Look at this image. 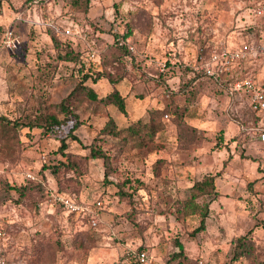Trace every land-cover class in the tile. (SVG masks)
Here are the masks:
<instances>
[{
  "label": "rangeland",
  "instance_id": "rangeland-1",
  "mask_svg": "<svg viewBox=\"0 0 264 264\" xmlns=\"http://www.w3.org/2000/svg\"><path fill=\"white\" fill-rule=\"evenodd\" d=\"M31 1L0 0V22L22 40L16 51H0V115L40 121L46 106L81 80L72 62L57 58L47 18L86 33L105 58L116 35L128 26L134 34L129 75L116 86L126 113L109 105L107 114H81L83 123L73 131L78 140L67 141L72 152L88 153L109 114L121 128L146 121L149 109L168 111L155 150H121L112 139L103 145L110 157L107 176L101 159L88 160L77 182L67 181L71 173L59 176L58 185L80 201L101 202L96 227L49 200L39 203L40 191L19 195L7 188L37 184L23 178L25 171L45 176L47 189L56 188L49 166L63 159L58 147L74 120L46 133L22 127L13 150L0 149V264H135L140 250L149 254L145 264H176L175 240L196 264H264V145L254 137L252 112L244 95L230 94L189 67L202 45L264 43L261 26L255 28H264V16L255 14L257 0H91L87 14L72 0H53L50 6ZM104 64L109 70L108 59ZM240 66L235 72L264 78V56ZM90 84L98 97L110 88L102 77ZM175 108L179 114L171 112ZM206 174L214 176L218 195L209 203L205 229L192 236L201 212L183 215L181 203ZM245 234L233 260L236 239Z\"/></svg>",
  "mask_w": 264,
  "mask_h": 264
},
{
  "label": "trees",
  "instance_id": "trees-1",
  "mask_svg": "<svg viewBox=\"0 0 264 264\" xmlns=\"http://www.w3.org/2000/svg\"><path fill=\"white\" fill-rule=\"evenodd\" d=\"M90 1L91 0H72L70 4H73V6L79 11L83 12V14H87ZM256 2L254 5H256ZM47 26L46 33L49 35L57 58L62 61L72 62L74 66L77 67L76 69L81 80L80 82H77L73 89L58 102L48 104L46 106L47 111L41 115L40 121L32 122L29 120L26 122H20L19 120L11 119L5 115H0V149L5 151L13 150L15 147V142L19 141V132L22 127L28 126L31 129L36 126L42 128L43 132L46 133L64 125L69 120H74L68 131V134L61 138L58 147L59 151L63 155V159L51 164L49 168L57 184L54 190L58 193L68 196H75L77 199H79L78 195L74 191L63 190L64 188L62 189V187L58 185L60 183L59 176L62 175L63 177L65 174L71 173V176L66 178L67 181L73 177L74 182H77V178H79V176L84 173L87 162L90 159H101L104 165V176H107L109 173L108 166L110 157L108 150L104 149L103 145L109 144L108 141L112 139H114L112 142L115 143V145L121 150H137L144 153L155 150L157 133L164 127L161 118L168 110L165 108L149 109L148 119L146 121L137 119L136 121L131 122L127 126L121 128L117 126L115 119L109 114L107 115L105 124L97 132L94 142L87 146L88 153L78 154L72 152L68 148L67 141L68 138L71 140H78V138L73 134V131L83 123L82 119L80 118L81 114L85 112H89L90 114L88 115H92L97 112L107 114L109 105H114L121 113H126L125 97L121 95L119 89L116 86L122 79L129 75L127 63H131L132 58L129 56L132 53L128 51L126 45H120L119 40H126L129 38L130 43H133L131 38L134 36V34L133 29L128 26L124 33L116 35L112 44L108 46L109 55L107 58H105V50L99 49L96 46L95 41L88 37L86 33L84 34L85 38L80 39L74 36L63 35L62 33L57 32L53 27L49 25ZM259 26H261L260 31H263L264 33L262 24L255 26V28ZM59 35L69 39L64 40L60 38ZM212 49L213 46L207 44L206 46L202 45L197 51L195 61L200 62L207 58ZM89 50H94L96 52V57L92 59L94 61L97 60V65L94 67L87 65L88 63H86L85 60L86 58H89L87 54ZM105 59H108V63L110 64L109 70L105 67ZM189 67L193 71L190 65ZM92 68L97 71L95 72L94 76H92ZM193 74L206 76L203 73H198L195 71H193ZM101 77L105 78L109 82L110 88L104 96L98 97L90 83H95ZM206 77L216 84H222V86H224L226 89L227 82L231 78H234L232 74H228L226 76L227 79L222 78L220 81H215L208 76ZM164 86L167 88L166 85ZM79 107H81L82 113H79ZM171 112H173L175 115L179 114L180 110L179 108H175ZM252 118L254 119L253 114ZM96 142H98V144ZM159 161L160 160L158 159L153 163L154 168L155 164ZM43 168H46V166L43 165ZM39 179L40 182H37V184H32L31 186L20 185L8 186L7 188L15 189L19 195H25V193L33 190L40 191L43 194V197L39 201L40 203L44 200H48V195L46 190L47 184L45 182V176L42 175V177ZM217 195L218 192L215 189L214 176L211 174L204 175L202 179L194 182L191 186L189 190V196L181 203V213L183 212V215H190L201 212L199 225L191 232L192 236H195L198 232L205 229V219L209 212V203ZM208 197L209 199L207 201H197L199 198L205 199ZM71 214L77 215L79 218L85 220L88 223L90 221L88 217L82 216L81 214ZM247 234L239 236L236 239L234 254L232 257L233 260L240 256L239 249L243 248L245 245V238L247 237ZM174 244L177 248V251L173 253L172 259H180L176 264H196L195 260L192 261L187 256H185L184 246L179 240H175ZM135 264L141 263L136 259Z\"/></svg>",
  "mask_w": 264,
  "mask_h": 264
},
{
  "label": "built area",
  "instance_id": "built-area-1",
  "mask_svg": "<svg viewBox=\"0 0 264 264\" xmlns=\"http://www.w3.org/2000/svg\"><path fill=\"white\" fill-rule=\"evenodd\" d=\"M51 0H32L31 4H48ZM255 14L264 16V0H259L255 5ZM17 19V18H16ZM46 24L53 27L57 32L66 36H74L84 39L80 31H76L71 26H62L58 20L51 18L46 19ZM22 40L10 28H5L0 25V51L14 52L21 44ZM120 45H126L129 52L134 53L135 48L130 39L119 40ZM88 57L94 59L96 52L89 50ZM264 56V43L259 41L242 42L238 45L229 44L226 41L220 40L215 42L209 56L200 62L194 61L190 64L193 71L203 73L215 81H220L222 78L232 73L239 63L246 58H256ZM227 82V90L230 94L241 93L247 97L250 110L254 116L255 122L252 127L255 139L264 145V81H258L251 75L233 76ZM167 116V115H166ZM4 173V169H0V174ZM23 178L31 181L40 182V179L29 171L23 172ZM48 200L53 205H61L66 211L78 213L89 218L91 227H96L98 224V211L101 207L100 201L93 203H85L77 199L75 196H68L56 192L54 189H47ZM0 232V241H1ZM136 259L144 264L149 259V254L146 251H138L135 254ZM0 263H4L0 257ZM198 264H206L200 261Z\"/></svg>",
  "mask_w": 264,
  "mask_h": 264
},
{
  "label": "crops",
  "instance_id": "crops-1",
  "mask_svg": "<svg viewBox=\"0 0 264 264\" xmlns=\"http://www.w3.org/2000/svg\"><path fill=\"white\" fill-rule=\"evenodd\" d=\"M53 3V0H51L48 4H43V5H45V6H50L51 4ZM29 4H31L30 2H29ZM49 9V8H48ZM15 20H19V19H15ZM12 22H14V19H12L11 20ZM0 25L2 26V27H5V28H10V26L9 25H5V26H3L4 24H2V22H0ZM11 30H12V28H10ZM251 60H252V58H246V59H244V60H242L240 63H239V65L234 69V70H232V75L233 76H241V75H251V76H253L256 80H258V81H261V82H263L264 81V78H262V79H260V78H257L255 75H252L251 74V72L249 71V73H244L243 74V72L240 70L239 72H235L237 69H241V63H243V62H251ZM249 67H245L244 69H248ZM239 94H241V93H239ZM242 95H244V94H242ZM245 96V95H244ZM246 97V96H245ZM246 99H247V97H246ZM247 102H248V100H247ZM248 105H249V103H248ZM249 109H250V107H249ZM251 111V110H250ZM145 264V263H144Z\"/></svg>",
  "mask_w": 264,
  "mask_h": 264
}]
</instances>
